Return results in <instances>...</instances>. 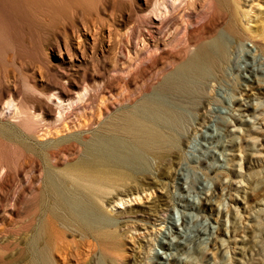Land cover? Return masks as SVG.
Returning <instances> with one entry per match:
<instances>
[{
    "label": "bare ground",
    "instance_id": "obj_1",
    "mask_svg": "<svg viewBox=\"0 0 264 264\" xmlns=\"http://www.w3.org/2000/svg\"><path fill=\"white\" fill-rule=\"evenodd\" d=\"M102 1L0 0V223L21 210L26 218L22 240L15 244L18 251L2 257L0 264H88L96 250L89 238L116 225L106 206L121 203V190L104 185L119 178L135 183L149 167L147 156L179 139L182 116L175 98L191 94L226 53L222 34L202 42L221 20L217 11L196 15L193 26L184 7L205 0H142L134 9L147 13L127 30L124 46L111 27L102 38L94 30ZM118 2L122 7L123 1ZM134 9L129 7L126 17L135 15ZM247 10L242 11L246 19H255L252 7ZM78 25L87 34L93 32L89 56L101 83L90 86L85 81L80 91L60 86L63 90L56 94L22 93L20 77L6 68L10 58L5 56L13 45H21L22 29L55 32L66 41ZM166 27L168 37L159 38ZM257 36L264 38V32ZM104 41L109 54L100 61L103 49L98 47ZM118 49L124 53L121 60ZM114 106L120 108L112 111ZM15 148H20L19 155ZM200 233L193 234L196 240ZM164 243L172 247V242Z\"/></svg>",
    "mask_w": 264,
    "mask_h": 264
},
{
    "label": "rangeland",
    "instance_id": "obj_2",
    "mask_svg": "<svg viewBox=\"0 0 264 264\" xmlns=\"http://www.w3.org/2000/svg\"><path fill=\"white\" fill-rule=\"evenodd\" d=\"M122 1V7L118 0L101 3L94 30L102 38L111 27L124 46L127 30L147 12L135 10L142 0ZM199 3L184 6L193 26H197L196 15L216 10L221 20L202 42L222 34L226 53L217 57L191 94L175 98L182 116L179 139H171L166 148L148 155L149 167L135 183L119 178L104 185L121 190V203L116 200L106 206L116 225L102 236L89 238L96 250L88 264H264V38L257 36L264 32V0ZM129 7L135 8L131 18L126 17ZM250 7L255 19L249 21L242 11ZM76 32H68L64 42L55 32L38 28L31 34L22 29L21 45H13L5 54L10 58L6 68L20 77L22 93L29 89L36 94H56L62 88L80 91L85 81L90 86L101 83L92 68L93 55L90 58L93 32L87 34L81 25ZM168 33L166 27L157 36L168 37ZM100 45L102 58L107 57V43ZM121 51L116 50L120 60ZM98 58L104 61L99 54ZM15 150L19 155L20 148ZM24 219L21 210L0 223V260L18 251L15 244L22 240ZM199 230L204 234L196 240L193 234ZM163 241L172 242V247Z\"/></svg>",
    "mask_w": 264,
    "mask_h": 264
}]
</instances>
